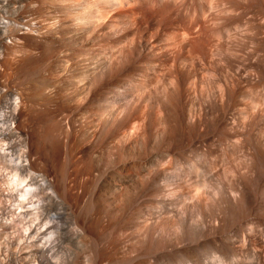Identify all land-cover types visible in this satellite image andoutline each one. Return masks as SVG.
<instances>
[{"label":"bare ground","instance_id":"bare-ground-1","mask_svg":"<svg viewBox=\"0 0 264 264\" xmlns=\"http://www.w3.org/2000/svg\"><path fill=\"white\" fill-rule=\"evenodd\" d=\"M0 264H264V0H0Z\"/></svg>","mask_w":264,"mask_h":264},{"label":"rangeland","instance_id":"rangeland-1","mask_svg":"<svg viewBox=\"0 0 264 264\" xmlns=\"http://www.w3.org/2000/svg\"><path fill=\"white\" fill-rule=\"evenodd\" d=\"M11 204H14V203H11Z\"/></svg>","mask_w":264,"mask_h":264}]
</instances>
